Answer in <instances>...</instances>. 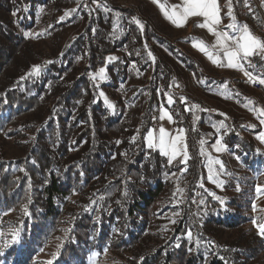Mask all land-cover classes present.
I'll use <instances>...</instances> for the list:
<instances>
[{"label":"trees","instance_id":"obj_1","mask_svg":"<svg viewBox=\"0 0 264 264\" xmlns=\"http://www.w3.org/2000/svg\"><path fill=\"white\" fill-rule=\"evenodd\" d=\"M193 38L151 0H0V264H39L57 239L54 264L108 252L112 264H263L262 237L236 199H216L204 154L221 140L243 179L261 180L258 108L251 86L235 77L233 88ZM102 67L107 78L93 79ZM161 106L186 131L187 165L147 146ZM17 228L19 242L4 248Z\"/></svg>","mask_w":264,"mask_h":264},{"label":"snow or ice","instance_id":"obj_2","mask_svg":"<svg viewBox=\"0 0 264 264\" xmlns=\"http://www.w3.org/2000/svg\"><path fill=\"white\" fill-rule=\"evenodd\" d=\"M154 3H157L161 11L163 12L165 18L169 20L176 27H184L190 18L198 17L202 18V22L197 24V27L205 28L210 33L214 34L216 37L215 45L213 47H219L223 51L224 60L222 61L219 56H213L212 52L208 50V45L203 40H200L199 43L195 42L194 38V46L198 47L201 52H204L209 59L213 61V63L217 64L221 67H228L234 69H240L244 71V75L249 77L250 81L256 83L257 81L264 85V78L253 77L252 73L244 70V62L249 61V57L259 56L261 59H264V37H259L255 35L249 28L247 24L240 26L236 22V17L232 11V0H227L228 12L227 15L231 17L232 22L227 24L225 27L231 29L233 33H238V35L229 34V32L225 31L222 25L223 17L221 15V6L219 0H182V4L180 5H172L171 9H165L163 4H160V0H154ZM71 15V12H67L65 16H61L60 20H64L66 16ZM135 24H137L141 31L144 30L145 24L141 19L133 17ZM26 35L31 36L32 33H27ZM149 56L155 60V57L152 56V53L149 52ZM109 61L116 60L117 57L110 56L107 58ZM46 63H51L48 61ZM41 65H34L29 73V75L39 76L41 73ZM106 69L101 68L98 73L93 76V79L105 80L107 77L105 75ZM24 79V77H21ZM100 96L104 97L105 102L112 107L111 102L108 101L105 93L101 91L99 93ZM186 99V98H185ZM168 102L173 103V98L171 96L168 97ZM249 103H254L249 100ZM193 107L199 108V105H194ZM186 110H190L187 109ZM260 112L264 114V108L260 109ZM165 115L169 120H172L173 117L171 114L165 110ZM164 117H161L163 119ZM261 123H264V120H261ZM221 128L225 127V125L221 124ZM262 141H264V133H262L259 137ZM201 145L205 143V141H200ZM147 146L150 149H159L160 152L169 158V163L176 160L178 157L182 158V163L187 165L188 160L190 159L188 153V144H187V135L184 129H177L175 134L165 129L163 126L159 128V133L155 134L154 131H150L147 136ZM216 152H224L227 150L226 145H224L221 140H217L213 145ZM219 165L221 170L224 169V163L222 160L217 158H209V179H213L214 183H218L219 186H223V181L218 179H214V177L219 176V172L214 171V166ZM187 171V168L184 169ZM178 192H183V189H177ZM256 192L259 194H264V186H257ZM216 199L220 201L221 204L224 203V199L220 196H216ZM94 203V202H93ZM179 203V201H178ZM203 203V201H201ZM256 209V204H253V210ZM25 213L27 212V207L25 206ZM176 215H179L178 213ZM175 223V220L172 221ZM255 227L258 230V234L264 237V222L257 223L255 220L253 221ZM4 233L0 232V237H3ZM187 236L189 239L195 240L196 244L199 245L200 241L197 239L192 231L187 232ZM20 238V230L13 229L11 231V239L6 240L3 244L4 248H7L11 244L19 242ZM179 247V245H177ZM2 251V249H0ZM59 253H54L52 259L47 261V264H54V261ZM143 260V257L141 258Z\"/></svg>","mask_w":264,"mask_h":264},{"label":"rangeland","instance_id":"obj_3","mask_svg":"<svg viewBox=\"0 0 264 264\" xmlns=\"http://www.w3.org/2000/svg\"><path fill=\"white\" fill-rule=\"evenodd\" d=\"M154 3V0H151ZM220 6H221V15L223 17V21H222V25L221 27L224 28L225 31L229 32V34L232 35H238V33H233L231 29L226 28L225 26L229 23L232 22L231 17H229L227 15L228 12V7H227V0H219ZM158 9L161 12V15L163 16V18L169 23L171 24L177 31H179L180 33L183 34H187L190 36H194L195 37V42L199 43L200 40H203L204 42L207 43L208 45V50L210 52H212L213 56L214 53L218 54L217 56H219L221 58V60L223 61L224 58V54L223 51L221 49H219V47H213V45H215V41H216V37L214 36V34L210 33L207 29L205 28H200L197 27V24L202 22V18H198V17H194V18H190L188 20V22L186 23V25L184 27H176L175 25H173L169 20H167L163 14V12L161 11L160 6L157 3H154ZM160 4H163L160 1ZM180 5L182 4V0H174L172 5ZM164 5V4H163ZM165 6V5H164ZM170 10L171 7L166 8ZM232 11L234 16L236 17V22L242 26L244 24H247L250 28V30L257 36L259 37H264L261 36L257 33L254 32V30L252 29V27L250 26V24L241 16V13L238 10L237 4L235 0H232ZM194 39V38H193ZM192 46L194 48H196V50H198V52H200L201 54L204 55V57L209 61V63L211 64L213 61L211 59H209V57L204 53L201 52L199 50L198 47L194 46V40L192 42ZM212 65H214V63H212ZM189 68V67H186ZM185 68V73L190 77L191 79V85L194 83L197 87H199V85L197 84L196 80L194 77L195 76V72L192 70L193 75L189 74V72L186 71ZM221 70H217L220 75H227L229 76L231 79V81L229 80L228 83H230L233 88H236L237 86H239L236 78H240V79H244V75H243V70L240 69H234V68H228V67H221ZM244 70L252 73V75L254 74L253 69L250 67L248 61L244 62ZM216 71V72H217ZM160 89L162 88V84H159ZM199 89H201L199 87ZM253 88L250 87L248 89V91H246V95H251V94H256L258 95L259 99L261 100V102L264 104V95L262 93H260L259 91L256 90H252ZM202 90V89H201ZM223 92L229 90V88H226V86L224 87V89H222ZM182 102H185V99L182 98ZM189 109V105L185 107V110ZM165 110H167V112L169 114L170 111L165 108V107H156L154 109L153 112V124L154 127L151 128L150 131H154L155 134L159 133V128L161 126H163L165 129L169 130L170 132H172L173 134H175L177 129H181L180 128V120L178 119H172L169 120L167 118V116L165 115ZM189 113V110H186V114ZM250 115L255 118V120H253V124L252 127L255 128L257 130V134L252 137L254 140V145L257 146V150H259L260 152L264 153V141H262L259 137L262 133H264V123H261V120H264V114H262L260 112V109H255L252 110V112H249ZM172 115V114H171ZM161 117H164L163 119H161ZM173 117V116H172ZM149 131V132H150ZM148 132V133H149ZM148 136V134H147ZM147 139V137H146ZM216 143V142H215ZM211 144L209 145V151L204 153L206 158H207V162L209 163V158L211 156V158H219L220 160L223 161L224 163V169L221 170L219 168V165H215L214 166V171L215 172H219V176L218 177H214V179H218L220 181H223V186H219L218 183H214L213 179H209L208 180L213 184V186L216 188V190H220V194L219 196L224 199V202L227 204V200H231V199H236V204L240 210V212L242 214H244L248 219H249V226L252 227V229L258 233L257 228L255 227L253 221L255 220L257 223H261L264 222V194H259L256 192V188L257 186H264V176L263 178L261 177V180H259L256 182H252L251 181V177L243 179L242 177V173L239 171L240 167L237 165L236 161L233 160L234 158H232L231 156H228L227 152H216L215 148L213 147V145L215 144ZM181 158V157H180ZM263 168V166H262ZM210 173H209V167H208V177H209ZM228 184V186H233V190L232 191H227L224 189V185ZM240 194H242L241 196H239ZM256 204V209L253 210V204ZM235 210V209H233ZM262 237V236H261ZM263 243H262V248L260 251V257L262 258V262L264 264V237H262ZM60 245H61V241L60 239H57L55 242H52L50 244V248L43 251V253H41L39 255V264H47V261L52 259V256L54 253L58 252L60 249ZM92 255H96V252L92 253ZM113 253L108 252L105 257H103L102 259H96V257L92 258V261L90 264H112L113 261Z\"/></svg>","mask_w":264,"mask_h":264},{"label":"built area","instance_id":"obj_4","mask_svg":"<svg viewBox=\"0 0 264 264\" xmlns=\"http://www.w3.org/2000/svg\"><path fill=\"white\" fill-rule=\"evenodd\" d=\"M240 1L243 4V14L241 16L250 24L252 29L255 33L264 36V0H235ZM215 56L218 54L214 53ZM250 58H254L255 61L258 62V66L262 67V72L264 73V59H261L259 56H252ZM214 66H218L214 63ZM187 72L189 70L186 69ZM244 75V71H243ZM247 77V76H246ZM247 80L249 83H253L250 81L249 77H247ZM256 86H260V93L264 95V86L260 84L258 81L256 83ZM202 89V88H201ZM250 100L253 101V105L255 108L262 109L264 108V104L259 99L258 95L252 94L249 96Z\"/></svg>","mask_w":264,"mask_h":264},{"label":"bare ground","instance_id":"obj_5","mask_svg":"<svg viewBox=\"0 0 264 264\" xmlns=\"http://www.w3.org/2000/svg\"><path fill=\"white\" fill-rule=\"evenodd\" d=\"M236 4H237V7H238V10L241 14H243V4L242 2L240 1H236ZM249 65L250 67L253 69L254 71V74L255 76L253 77H260V78H264V73L262 72V67H259L258 66V62L254 60V58H250L249 57ZM187 70H189V74L193 75V72L191 69L189 68H186ZM244 80L256 91H259L260 92V86H256V84L254 83H249L248 80H247V77L244 75ZM264 86V85H263ZM200 87V86H199ZM201 88V87H200Z\"/></svg>","mask_w":264,"mask_h":264},{"label":"crops","instance_id":"obj_6","mask_svg":"<svg viewBox=\"0 0 264 264\" xmlns=\"http://www.w3.org/2000/svg\"><path fill=\"white\" fill-rule=\"evenodd\" d=\"M212 63H213V62H212ZM212 63H211V64H212ZM225 75H226V74H225ZM226 76H227V75H226ZM253 76H255V75H253Z\"/></svg>","mask_w":264,"mask_h":264}]
</instances>
